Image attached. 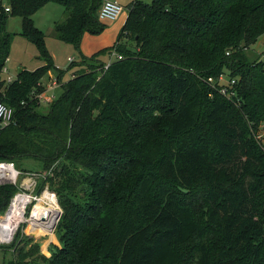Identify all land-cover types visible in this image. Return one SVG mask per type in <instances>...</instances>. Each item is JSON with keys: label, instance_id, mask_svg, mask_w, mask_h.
<instances>
[{"label": "trees", "instance_id": "trees-1", "mask_svg": "<svg viewBox=\"0 0 264 264\" xmlns=\"http://www.w3.org/2000/svg\"><path fill=\"white\" fill-rule=\"evenodd\" d=\"M7 1L0 102L18 122L0 129V162L24 172L38 162L36 192L48 186L63 212L50 257L21 226L0 244L13 253L2 264H264V60L246 53L264 35V0H134L114 44L83 55L68 81L60 70L51 102L38 95L56 66L33 16L64 6L57 37L80 50L107 27L104 0ZM11 16L45 64L6 84ZM113 52L105 69L100 57ZM226 71L239 79L233 98L207 82ZM19 191L0 183V215Z\"/></svg>", "mask_w": 264, "mask_h": 264}, {"label": "rangeland", "instance_id": "rangeland-1", "mask_svg": "<svg viewBox=\"0 0 264 264\" xmlns=\"http://www.w3.org/2000/svg\"><path fill=\"white\" fill-rule=\"evenodd\" d=\"M118 1L122 5H124L125 11L128 12V7L130 3H132V1L134 0H118ZM142 1L149 4L153 2V0H142ZM66 17H67V12L65 7L60 4L52 3V2L46 4L33 16L35 25L45 34L46 47L49 53L52 55L54 64L56 66L43 79V83L46 87L49 84L52 85L53 81H57L58 85L48 90V94L55 95V97H59L64 91L60 81L58 80V75L61 72L60 70L63 71L62 80L68 81L73 76V70L70 67L72 66V64L75 65L80 64L83 61V55H84L82 53L84 49L83 42L81 43L80 46L81 51H80L73 43L61 40L57 37L55 24L65 20ZM7 29L10 33L14 34V39L12 41L11 49H10V56L6 64L8 73L10 75L17 77L18 73L21 72L22 70L27 69L33 71L45 64V61L41 58L42 54L38 46L21 34L23 32L22 17L20 16L9 17L7 22ZM86 34L87 35L89 34L91 36L90 38L91 41L90 40L89 41L92 42V44L94 41V40L92 41V39H95V41L100 40L101 41L100 44H103V42L105 41V36H102L104 37V39L102 40L100 39L103 33L97 34V33L87 32ZM117 37L118 35H116L114 42L117 40ZM246 53L250 60H257L259 58L264 60V35H262L255 43H253L249 48H247ZM102 57L108 61L110 59L109 55H102ZM227 72L228 71H226V74L228 75ZM43 105L47 106L48 103H43ZM261 133H264V128L261 130ZM37 163L38 162L28 163L27 166L32 168L31 171H26V172L21 171L22 174L17 183L18 186L20 185L23 186L25 181H29L31 184H33L29 186V188L26 187L27 189H24L25 191H27L29 195L32 196L30 203L25 207V216L27 217V219L31 216L34 206L38 202L37 199H39L44 193V191L47 190L54 193L57 200L58 208L60 211H62V207L58 201L56 193L50 190L48 186H46L41 193L38 194L36 192L38 183L41 180L40 177H43L46 174V171L42 170L39 167V164ZM16 168L18 170L20 169L17 167V165ZM53 204H54L53 202L51 203L50 201H46V206H51ZM0 216H4V215H0ZM21 226H23V233L33 238L34 243L38 242L41 245V252L48 257L52 255L51 252L53 249V245L55 244L60 245L59 237L56 233V228L54 229V236L49 234L36 235L35 233H31L30 231H28V226L36 227V225L24 221L19 224L16 234ZM0 244L2 245L3 243L0 242ZM12 257H13L12 251L4 252L0 250V264H2L4 261H6V263H9Z\"/></svg>", "mask_w": 264, "mask_h": 264}, {"label": "built area", "instance_id": "built-area-1", "mask_svg": "<svg viewBox=\"0 0 264 264\" xmlns=\"http://www.w3.org/2000/svg\"><path fill=\"white\" fill-rule=\"evenodd\" d=\"M0 9H4L6 12L11 11V7L9 6L7 0H0ZM124 10H125L124 5H122L118 0H104L99 10V18L105 21L117 20L119 19L121 14L124 12ZM111 56L113 57L109 59V61L105 64V69L109 67L114 57H119V58L121 57V55L117 54L116 52H113ZM2 79L5 81L6 84H9L13 82L16 79V77L10 75L8 73L7 67L5 66L2 70ZM207 82H209L214 88L219 89L220 93L227 96L228 98H233L237 94L236 86L238 85V82H239V79L237 77H229L226 73H222L217 78L209 77L207 79ZM56 85H58L57 81H53L52 85L49 84L46 87L45 91L38 95L40 100L43 102L53 101L56 97L55 95H49L48 90H50ZM17 122L18 120H17V116H16L14 108L8 104L0 102V129L6 126H9V125H15L17 124ZM263 128H264V124L261 126V130ZM261 130L259 134L257 135V138L264 146V133H261ZM21 174H22L21 171H19L16 168V165L14 162L12 161H1L0 162V183L2 184L13 183V184L18 185L17 183H18V180ZM31 185L33 184H31L29 181H25L23 186L20 185L19 186L20 191L16 193V195L11 199L10 205L6 213L4 214V216H0L1 217L0 218V242L3 244L11 243L18 229V228L17 229L11 228L9 230L8 229L6 230L4 228L3 222L8 217L12 209L15 207L14 202L16 201V199L22 194L27 195L28 193L24 189L29 188V186Z\"/></svg>", "mask_w": 264, "mask_h": 264}, {"label": "bare ground", "instance_id": "bare-ground-1", "mask_svg": "<svg viewBox=\"0 0 264 264\" xmlns=\"http://www.w3.org/2000/svg\"><path fill=\"white\" fill-rule=\"evenodd\" d=\"M31 195L22 194L14 202V208L9 213L8 217L4 220L3 225L7 230L17 229L21 222H29L36 225L41 230L54 231V227L57 223V217L60 212L57 204L56 197L49 190L44 191L42 196L38 199L37 204L34 206L31 216L27 219L25 216V207L31 201ZM46 201L53 202L51 206H46ZM45 211H49V217L43 220L42 216ZM35 227V226H33Z\"/></svg>", "mask_w": 264, "mask_h": 264}, {"label": "crops", "instance_id": "crops-1", "mask_svg": "<svg viewBox=\"0 0 264 264\" xmlns=\"http://www.w3.org/2000/svg\"><path fill=\"white\" fill-rule=\"evenodd\" d=\"M129 14V10L128 12L124 10V12L121 14V16L119 17V19L117 20H107L105 21V23L107 24L106 29L102 32L103 34L101 35L100 39H104L105 36V41L103 42V44H100L101 41H95V39H92L93 44L91 41V36L88 34H85L82 42L84 44V49L82 51V53L86 56H90L95 53H97L98 51H100L101 49L108 47L112 44H114V40L116 38V35H118L120 29L122 28L123 23L126 21L127 17ZM90 40V41H89ZM98 42V44H97ZM103 61H108L105 60L102 56L100 57Z\"/></svg>", "mask_w": 264, "mask_h": 264}, {"label": "water", "instance_id": "water-1", "mask_svg": "<svg viewBox=\"0 0 264 264\" xmlns=\"http://www.w3.org/2000/svg\"><path fill=\"white\" fill-rule=\"evenodd\" d=\"M62 212H63V211H60L59 214H58V217H57V223H58V221H59V219H60V217H61V215H62ZM48 217H49V211H45V212L43 213V216H42L43 220L48 219ZM57 223H56V225H57ZM56 225H55L54 229L56 228Z\"/></svg>", "mask_w": 264, "mask_h": 264}]
</instances>
